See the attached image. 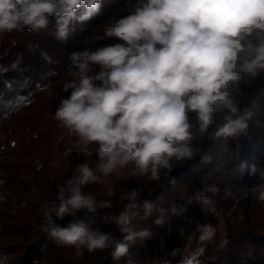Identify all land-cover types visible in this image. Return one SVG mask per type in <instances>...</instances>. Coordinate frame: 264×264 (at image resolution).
<instances>
[{"label": "clouds", "instance_id": "clouds-1", "mask_svg": "<svg viewBox=\"0 0 264 264\" xmlns=\"http://www.w3.org/2000/svg\"><path fill=\"white\" fill-rule=\"evenodd\" d=\"M102 8L103 0H0V33H38L54 23V38L67 43L77 26L98 16ZM100 38L114 42L70 54L63 85L68 94L54 113L70 135L94 145L97 163L77 164L56 185L55 200L41 205L42 230L56 243L73 246L77 257L84 249H110L112 258L119 260L136 241L153 235L150 228L134 229L135 218L154 217L152 223L163 227L189 205L215 215L212 195L220 190L209 185L190 193L179 207H164L143 199L137 188L125 189L119 210L101 217L104 224L115 226L121 234L117 236L95 226L101 211L115 207L117 189L107 187L108 198L98 199L87 187L103 185L129 165L132 176L160 181L162 172H172L173 161L194 159L199 152L194 141L213 128L216 138L247 136L253 113L237 115L235 90L245 75L264 73V0H134ZM249 174L264 180V168L255 163ZM169 182L174 184L175 178ZM253 192L264 201V183ZM81 212L83 217L77 215ZM67 216L73 217L67 225L57 223ZM194 231L198 235L191 246H177L169 253L179 257L175 264H204L200 258L217 227L197 223ZM178 232L184 236L185 229ZM228 243L225 237L217 247Z\"/></svg>", "mask_w": 264, "mask_h": 264}, {"label": "trees", "instance_id": "trees-1", "mask_svg": "<svg viewBox=\"0 0 264 264\" xmlns=\"http://www.w3.org/2000/svg\"><path fill=\"white\" fill-rule=\"evenodd\" d=\"M133 2L103 0L100 14L78 25L67 43L54 38V23L38 33L26 29L0 33V264H32L34 259L39 264H164L166 260L175 264L179 257L169 253L177 246L192 245L198 235L194 231L197 223L217 227L214 241L200 258L204 264H264V201L253 192L264 180L249 174L253 163L264 168V73L245 76L235 90L237 115L247 110L253 113L247 136L216 138L213 128L194 141L199 149L195 158L173 161L172 172H162L160 181L132 176L129 165L107 177L103 185L87 187L98 199L108 198L107 187L117 189L112 198L115 207L101 211L95 225L117 236L121 234L115 226L104 224L101 217L119 210L125 189L137 188L143 199L179 207L190 193L215 185L220 191L209 193L215 201V215L189 205L183 215L172 217L163 227L152 223L154 217H137L132 227L150 228L153 235L136 241L119 260L112 258L110 249L91 253L84 249L83 256L77 257L73 246L56 243L42 230L41 205L55 200L56 185L77 164L87 162L95 167L97 163L94 145L79 142L54 118L60 98L68 94L63 85L71 67L70 54L113 43L100 37ZM173 177L174 184L169 182ZM72 219L67 216L57 223L65 226ZM179 228L185 229L184 236ZM225 237L229 243L218 248Z\"/></svg>", "mask_w": 264, "mask_h": 264}, {"label": "rangeland", "instance_id": "rangeland-1", "mask_svg": "<svg viewBox=\"0 0 264 264\" xmlns=\"http://www.w3.org/2000/svg\"><path fill=\"white\" fill-rule=\"evenodd\" d=\"M245 76H247V75H245Z\"/></svg>", "mask_w": 264, "mask_h": 264}]
</instances>
